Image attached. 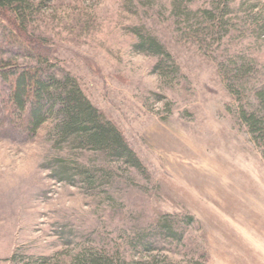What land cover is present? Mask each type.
Wrapping results in <instances>:
<instances>
[{
    "label": "rangeland",
    "instance_id": "obj_1",
    "mask_svg": "<svg viewBox=\"0 0 264 264\" xmlns=\"http://www.w3.org/2000/svg\"><path fill=\"white\" fill-rule=\"evenodd\" d=\"M29 2L27 34L140 168L58 136L54 118L33 136L0 119V264H264V0ZM134 29L169 57L136 51ZM22 45L0 19V72L38 66Z\"/></svg>",
    "mask_w": 264,
    "mask_h": 264
},
{
    "label": "trees",
    "instance_id": "obj_2",
    "mask_svg": "<svg viewBox=\"0 0 264 264\" xmlns=\"http://www.w3.org/2000/svg\"><path fill=\"white\" fill-rule=\"evenodd\" d=\"M29 3V0H0V19L9 25L22 42L25 56L38 60V66L6 67L1 70L0 81H5L7 87L2 94L5 108L0 119L5 118L7 121L16 116L17 123L14 126L33 136L40 125L54 118L58 136L71 138L83 148L99 150L109 158L140 168L139 160L117 127L88 101L74 80L55 74L38 40L27 34ZM133 31L137 38L134 44L136 51L159 58L169 57L154 37L142 34L138 29ZM242 118L250 130L260 125V121L263 123L262 118H256L254 113L242 114ZM160 228L165 234L173 233L170 221H164ZM146 238L141 236L137 239L138 244L146 250L161 241L154 242L157 238L145 241ZM75 264H110V260L104 254L86 253Z\"/></svg>",
    "mask_w": 264,
    "mask_h": 264
}]
</instances>
